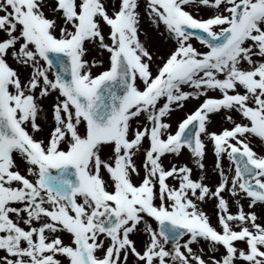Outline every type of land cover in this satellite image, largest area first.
<instances>
[{
    "label": "snow or ice",
    "instance_id": "obj_1",
    "mask_svg": "<svg viewBox=\"0 0 264 264\" xmlns=\"http://www.w3.org/2000/svg\"><path fill=\"white\" fill-rule=\"evenodd\" d=\"M0 264H264V0H0Z\"/></svg>",
    "mask_w": 264,
    "mask_h": 264
},
{
    "label": "rangeland",
    "instance_id": "obj_2",
    "mask_svg": "<svg viewBox=\"0 0 264 264\" xmlns=\"http://www.w3.org/2000/svg\"><path fill=\"white\" fill-rule=\"evenodd\" d=\"M202 14L206 15V12H204V10H201ZM193 13L195 14V9H193ZM194 46L199 47V44L195 41H193ZM95 71V70H94ZM210 95H215V93H210ZM199 101H193V100H189L186 102L185 105V111H189V110H193L195 109L196 106H198ZM184 113L180 112V111H174L170 117L171 122L173 123V130L175 129V123L177 121V118H183ZM222 121L220 116H214L213 117V124L209 126L210 130H219L220 125H221ZM224 126H228V125H224ZM42 135V134H41ZM255 143V142H254ZM257 151H259V147L256 148ZM172 159L173 162L175 163H181V162H187L189 163L190 166L193 167V175L195 177L196 175V169L193 165H191L190 161L187 160V154H185L184 156H181L180 158H173V157H168L165 159V164L167 165L168 160ZM212 161H213V156L212 153L210 151V145H209V151L206 153L204 162L206 167L211 166L212 165ZM205 208V211L209 214L212 215V205L209 203L207 205L203 206ZM235 210V209H233Z\"/></svg>",
    "mask_w": 264,
    "mask_h": 264
},
{
    "label": "bare ground",
    "instance_id": "obj_3",
    "mask_svg": "<svg viewBox=\"0 0 264 264\" xmlns=\"http://www.w3.org/2000/svg\"><path fill=\"white\" fill-rule=\"evenodd\" d=\"M208 168H211V166H208Z\"/></svg>",
    "mask_w": 264,
    "mask_h": 264
}]
</instances>
